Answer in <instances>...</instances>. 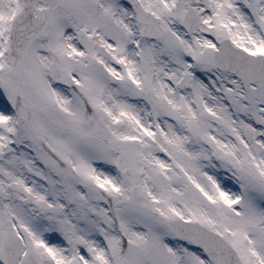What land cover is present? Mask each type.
<instances>
[{
  "label": "snow or ice",
  "instance_id": "1",
  "mask_svg": "<svg viewBox=\"0 0 264 264\" xmlns=\"http://www.w3.org/2000/svg\"><path fill=\"white\" fill-rule=\"evenodd\" d=\"M0 264H264V0H0Z\"/></svg>",
  "mask_w": 264,
  "mask_h": 264
}]
</instances>
